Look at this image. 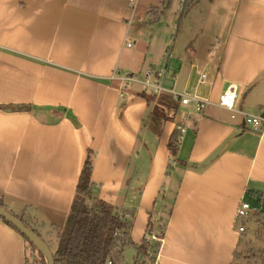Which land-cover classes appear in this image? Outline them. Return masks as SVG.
I'll list each match as a JSON object with an SVG mask.
<instances>
[{
  "label": "crops",
  "instance_id": "0c3cea01",
  "mask_svg": "<svg viewBox=\"0 0 264 264\" xmlns=\"http://www.w3.org/2000/svg\"><path fill=\"white\" fill-rule=\"evenodd\" d=\"M192 1L0 0V201L45 241L66 224L92 151L98 197L134 210V243L172 207L154 264L236 261L237 209L264 193V126L219 101L235 87L239 110L264 114V0ZM162 65V86L202 110L119 79ZM144 159L145 184L127 201L124 181ZM28 255L0 218V264Z\"/></svg>",
  "mask_w": 264,
  "mask_h": 264
},
{
  "label": "trees",
  "instance_id": "16d2710c",
  "mask_svg": "<svg viewBox=\"0 0 264 264\" xmlns=\"http://www.w3.org/2000/svg\"><path fill=\"white\" fill-rule=\"evenodd\" d=\"M167 98V96H163L161 99L165 100ZM13 107L18 109L30 108L27 105ZM72 118L76 121L75 117ZM178 137L179 130H176L168 144L173 156L177 154ZM93 156L94 153L90 151L80 175L65 229L59 235L57 247L53 250L55 264H107L108 261H111V264H117L124 260L125 248L131 244H134L137 250L135 264H145L146 260H149L150 264H154L162 244L161 240L166 232L172 207L164 203V208L162 207L164 214L162 216L156 217L157 215L153 216L151 214L145 237L140 243H134L130 237L133 219L126 217V213L130 211L133 216L134 210L121 209L98 197V189L92 181ZM170 171L171 167L168 168L167 174H170ZM163 194L161 195L162 198ZM253 194L257 197L258 203L262 208L247 219L237 221V226L244 225L245 230L241 232L242 238L239 251L236 253V260L242 256V251L249 248L254 241V239L249 237V223L255 224L257 228L254 238L258 241H264V193L253 192ZM0 205L4 207L2 201H0ZM157 210L155 208V211ZM17 217L21 219L20 216ZM0 218L16 229L3 217L0 216ZM24 223L29 226L26 222ZM123 228H126L125 233L128 232V234L115 239L114 233ZM16 230L19 231L18 229ZM24 238L27 241L29 250L28 264H46L44 254L29 239L25 236ZM260 251L263 253L262 256H264V247ZM36 253H38L37 256L34 255ZM140 260L142 261L140 262ZM234 264H236V261Z\"/></svg>",
  "mask_w": 264,
  "mask_h": 264
},
{
  "label": "built area",
  "instance_id": "2783aa9c",
  "mask_svg": "<svg viewBox=\"0 0 264 264\" xmlns=\"http://www.w3.org/2000/svg\"><path fill=\"white\" fill-rule=\"evenodd\" d=\"M132 2L136 0H130ZM129 46L132 45V43H128ZM165 72V65H162L161 67H149L146 71L145 77L139 76L138 74H128L125 76L120 77L119 79L123 82L129 85L132 82L135 83H143L148 88L153 89L154 91H157V94L163 95L167 94L171 96L174 100H179L183 104H192L194 103L197 110H202L206 104V101L203 99H200L194 95H187L183 94L181 92H178L176 90H170L165 89L161 84V78L163 77ZM154 77V80H153ZM236 98H237V92L236 88L232 87L231 89L225 91L219 101V105L222 107H225L229 110L236 111L243 113L245 116V120L247 124H250L253 126L255 130L261 129L264 126V114H254L250 112H244L239 110L236 107ZM185 131V127L182 128V132ZM262 206L258 204H252L249 201H241L237 213H236V220L240 219H247L252 214H255L261 210ZM126 217H129V215L126 214ZM238 232L241 233L245 230L244 225H238L237 228ZM125 229H120L114 233L115 239L119 236H125ZM155 238V236H153ZM111 261H108L107 264H111Z\"/></svg>",
  "mask_w": 264,
  "mask_h": 264
},
{
  "label": "rangeland",
  "instance_id": "374dc122",
  "mask_svg": "<svg viewBox=\"0 0 264 264\" xmlns=\"http://www.w3.org/2000/svg\"><path fill=\"white\" fill-rule=\"evenodd\" d=\"M192 2L193 1L190 0L189 7L192 4ZM158 27L159 28L155 33V39H157V37H159V36H163L164 39H166L167 32L164 30V28H163V31L160 30L162 28L161 25H159ZM146 33L148 34V32H146ZM172 33H173V31L171 32L170 38L173 36ZM148 68L149 67L145 68L142 72H140L139 76H143V78H144ZM153 80H154V77H153ZM161 80H162V78H161ZM129 85H140L141 89L144 90V92H146V94H148V98H151L153 101H154V99H156L155 96L157 94V91H154L153 89L148 88L145 84L132 82ZM161 110H162V107L158 108V111H161ZM163 112L165 113V111H163ZM93 161H94V159H93ZM148 167H149L148 161L144 159V160L139 161L138 170H139V172H140V169L142 170V172L139 176L133 175V174H135V172L132 170L130 171V173L128 172L129 174L124 181V190H123V191H127L129 188V190L126 192L127 193V199H128L127 201H129L131 198L137 200V197H139L140 190H142V187L145 184V179H146L145 175L148 172ZM144 173H145V175H143ZM128 185H129V187H128ZM160 203L161 202H160V198H159V200L156 202V205H155L156 209L160 208V205H161ZM122 204H123V202H121V200H119V202L116 206L121 208ZM126 214L129 215L130 218H132L131 214H129V213H126ZM64 227H65V225L61 227V229H60L61 231L59 234L63 233V231L65 229ZM256 229L257 228H256L255 224H250L249 237L254 239V241L249 246V248L244 249L242 251L243 252L242 256L236 260V264H264V256H262L263 253L260 251L264 247V241H258L254 238ZM59 234H57L58 237L56 239H54L52 241H48V240L46 241L52 251L55 250L57 247ZM145 235H146V233H145ZM34 255L37 256L38 253H36ZM124 255H125L124 260H121L117 264H135V261H136L135 256L137 255V250L135 248V245L131 244V245L126 246ZM45 260H46V258H45ZM141 261L142 260H140V262ZM46 264H47V260H46ZM139 264H141V263H139ZM145 264H150V261L146 260Z\"/></svg>",
  "mask_w": 264,
  "mask_h": 264
},
{
  "label": "water",
  "instance_id": "95a60500",
  "mask_svg": "<svg viewBox=\"0 0 264 264\" xmlns=\"http://www.w3.org/2000/svg\"><path fill=\"white\" fill-rule=\"evenodd\" d=\"M0 216L18 229L27 239H29L45 256L47 264H55L54 253L48 243L32 228L27 226L20 218L0 205Z\"/></svg>",
  "mask_w": 264,
  "mask_h": 264
},
{
  "label": "bare ground",
  "instance_id": "6f19581e",
  "mask_svg": "<svg viewBox=\"0 0 264 264\" xmlns=\"http://www.w3.org/2000/svg\"><path fill=\"white\" fill-rule=\"evenodd\" d=\"M155 239H156V237H155Z\"/></svg>",
  "mask_w": 264,
  "mask_h": 264
}]
</instances>
